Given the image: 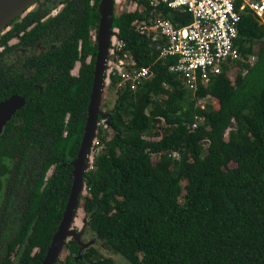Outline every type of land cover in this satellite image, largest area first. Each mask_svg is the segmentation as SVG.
<instances>
[{
    "label": "trees",
    "instance_id": "1",
    "mask_svg": "<svg viewBox=\"0 0 264 264\" xmlns=\"http://www.w3.org/2000/svg\"><path fill=\"white\" fill-rule=\"evenodd\" d=\"M83 6L82 14L74 10L78 27L55 51L65 70L77 58V38L81 61L91 54L78 77L65 73L51 85L49 131L60 157L71 149L77 158L93 79L95 47L88 32L98 34L100 0H83ZM157 11L177 24L189 21L164 3L149 18ZM135 18L141 15L122 13L112 24L125 43L122 51H130L136 66L148 67L150 76L134 90H114L115 76L105 85L114 94L107 117L111 134L96 116L95 142L89 146L93 167L83 172L86 228L129 264H264V21L242 13L234 41L238 58L192 91L168 71L173 60L158 56L161 42L130 28ZM230 69H236L231 76ZM105 105L101 95L97 113ZM65 113L71 129L63 127ZM67 173L73 179V169L64 171L63 179ZM69 193V186L51 180V239ZM46 235L49 239L50 232ZM44 239L40 233L22 237L27 244L17 264H33L27 251ZM78 242L66 240L52 264L63 252L62 264H111Z\"/></svg>",
    "mask_w": 264,
    "mask_h": 264
},
{
    "label": "flooded vegetation",
    "instance_id": "2",
    "mask_svg": "<svg viewBox=\"0 0 264 264\" xmlns=\"http://www.w3.org/2000/svg\"><path fill=\"white\" fill-rule=\"evenodd\" d=\"M89 3H93V0H89ZM74 10L82 14L83 0H32L0 29V102L12 95L24 99L23 104L0 126V260L8 264H17L21 258L27 244L22 237L31 234L37 236L38 233L47 240L44 239L42 245H32L26 257L28 263H42L47 246L51 243V180L56 178L62 185L69 186V190L72 184V174L68 177L67 173V179H63L61 174L64 171L71 173L77 161L76 153L72 156L69 149L65 157H60L61 153L54 150L55 136L49 130L53 111L51 85L57 76L63 77L65 73L78 77L82 63L88 64L91 60V54L87 53L81 61L80 38H77V58L67 70L62 55L55 52L79 25V15ZM152 11L148 0L123 1L119 9L115 0H110L111 19L103 62L104 80L109 76L107 72L116 54V44L122 40L118 28L112 24V18L122 13L140 14L141 18L130 22V28L136 35L144 37L140 26L152 19L149 18L153 15ZM88 34L95 47L94 69L98 34H94L92 29ZM112 107L113 104L96 114L98 124L104 131L110 132L109 135L111 129L108 128L107 117ZM68 118L69 114L65 113L63 127L71 129L67 125ZM62 130L61 136L67 133L64 128ZM82 135L83 129L79 137ZM93 140L91 143L95 142ZM93 151L92 146L88 147L81 163L83 171L80 183L83 188H79L77 197L81 207L82 196L86 194L83 172L93 167ZM46 211H49L48 217ZM41 219L49 221L41 224ZM25 220L29 223L25 224ZM38 221L39 226L36 224ZM47 231L50 232L49 239ZM15 238V242H12ZM71 238L80 240L79 237ZM63 259L64 255L57 264H62Z\"/></svg>",
    "mask_w": 264,
    "mask_h": 264
},
{
    "label": "built area",
    "instance_id": "3",
    "mask_svg": "<svg viewBox=\"0 0 264 264\" xmlns=\"http://www.w3.org/2000/svg\"><path fill=\"white\" fill-rule=\"evenodd\" d=\"M159 3L188 16L189 21L177 24L156 14L140 29L149 40L161 42L158 56L173 60L168 71L175 73L182 86L192 91L238 58L234 41L242 13H251L264 21V0H148L152 9ZM178 17L181 20L183 15ZM124 46L123 40L118 41V54L109 63L106 81L109 82L110 76L117 78L114 90L122 87L134 90L150 76L148 67L136 66L130 51H122ZM195 126L193 122L191 127Z\"/></svg>",
    "mask_w": 264,
    "mask_h": 264
},
{
    "label": "water",
    "instance_id": "4",
    "mask_svg": "<svg viewBox=\"0 0 264 264\" xmlns=\"http://www.w3.org/2000/svg\"><path fill=\"white\" fill-rule=\"evenodd\" d=\"M32 0H0V29L7 24L13 17L20 13ZM100 24L97 42V54L95 61V68L93 72V79L91 85V92L87 104V115L81 138L80 147L77 154V161L74 163L73 179L70 188V193L67 198L64 211L61 219L57 225L56 231L52 236L51 244L49 245L44 260L41 264H52L58 257L63 243L69 235L68 225L74 215L75 208L78 203V194L81 182V163L86 156L87 149L93 140L92 133L96 127V113L99 98L103 95V88L106 85V80L103 78V62L105 56V49L107 44V34L110 25V0H100ZM261 24V21H258ZM24 102L23 97L19 95H12L0 102V126L10 117L14 110L19 108ZM74 236V235H72ZM76 239L77 236H74ZM82 247L83 243L78 242Z\"/></svg>",
    "mask_w": 264,
    "mask_h": 264
},
{
    "label": "rangeland",
    "instance_id": "5",
    "mask_svg": "<svg viewBox=\"0 0 264 264\" xmlns=\"http://www.w3.org/2000/svg\"><path fill=\"white\" fill-rule=\"evenodd\" d=\"M123 1H127V0H115V5H116L117 9H119V7ZM156 14H159L158 11L156 12ZM255 48H257V45H255ZM252 60H253V58H250V61H252ZM235 71H236V69L228 70V75L231 76ZM103 97H104V101L106 103L105 107L107 109L110 108L114 102V94L108 93L104 87L103 88ZM204 101L207 102L208 99H205ZM101 122H104V121L102 120ZM109 133L110 132H108V134ZM230 165L232 166L233 164H230ZM181 185L183 188V182L182 181H181ZM82 193L84 194L85 192L82 191ZM182 193H183V190L181 191V194ZM179 200H181V196L179 197ZM86 223H87L86 213L82 210L80 203H77V206H76L75 211H74V215L72 216L71 221L68 225L69 235L67 236L66 239H69L70 237L77 236L80 238L81 241L80 240L79 241L81 243H83L84 246H89V245L92 246L93 248H95V250L97 251V253L100 257H102V258L106 257V258L110 259L111 264H129V262L119 253L112 252V251L108 250L107 248L103 247V245L101 244V241L98 239H95V237L89 231V229L86 228ZM72 235H74V236H72ZM63 255H64V252L61 253L60 257L62 258Z\"/></svg>",
    "mask_w": 264,
    "mask_h": 264
}]
</instances>
